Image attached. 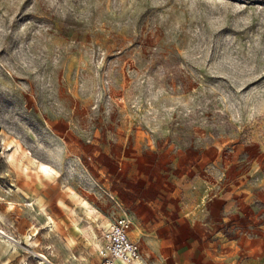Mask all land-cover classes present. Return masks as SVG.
Here are the masks:
<instances>
[{
    "label": "rangeland",
    "instance_id": "obj_1",
    "mask_svg": "<svg viewBox=\"0 0 264 264\" xmlns=\"http://www.w3.org/2000/svg\"><path fill=\"white\" fill-rule=\"evenodd\" d=\"M214 199L217 228L195 236L253 258L264 0H0V241L34 264H107L103 228L129 221L139 249L130 233L203 222Z\"/></svg>",
    "mask_w": 264,
    "mask_h": 264
},
{
    "label": "crops",
    "instance_id": "obj_2",
    "mask_svg": "<svg viewBox=\"0 0 264 264\" xmlns=\"http://www.w3.org/2000/svg\"><path fill=\"white\" fill-rule=\"evenodd\" d=\"M209 183L213 185L215 182L211 180ZM242 201L246 203L244 199ZM218 204V199L208 203L204 215L200 216L203 222L201 220L195 221V217L191 213H185L177 221L175 227H165L164 233L154 232V237H145L144 239L137 238L133 233H130L129 237L138 241L139 251L145 264H264V218L259 222L257 216H253V213L250 214V220L256 234L252 247L254 257L242 263L241 259L218 261L216 254L212 253V244L204 241L200 242L199 238L195 236V234L202 236L205 232L211 233L217 228L215 222L221 218L219 210H216ZM59 208L64 212L62 207ZM6 214H9L11 219L17 216V214L12 215L9 212ZM18 220L19 222H17ZM20 221V218H16L15 221L11 220V223L16 227L21 225ZM183 233H186V235L183 236ZM27 246L32 254L35 248L31 249L30 245ZM59 247L65 251V247H61V245ZM47 260L49 262L47 264H65L63 261L54 258H47ZM38 262L40 263V261ZM69 262L77 263L75 254H73V260ZM0 264H34V262L27 257H23V254L18 251V245L10 242L7 246L6 243L0 241Z\"/></svg>",
    "mask_w": 264,
    "mask_h": 264
},
{
    "label": "built area",
    "instance_id": "obj_3",
    "mask_svg": "<svg viewBox=\"0 0 264 264\" xmlns=\"http://www.w3.org/2000/svg\"><path fill=\"white\" fill-rule=\"evenodd\" d=\"M129 225V221L121 219L102 229V235L111 239L110 246L103 252L109 253V259L120 260L125 264H145L138 247L126 236ZM11 240L15 242L14 239ZM109 259H106L107 264H111Z\"/></svg>",
    "mask_w": 264,
    "mask_h": 264
},
{
    "label": "bare ground",
    "instance_id": "obj_4",
    "mask_svg": "<svg viewBox=\"0 0 264 264\" xmlns=\"http://www.w3.org/2000/svg\"><path fill=\"white\" fill-rule=\"evenodd\" d=\"M19 152H20V149L18 148L16 151H15V153H14V155L12 156V159L17 155V154H19ZM25 152V151H24ZM21 156H24L23 154L21 155ZM25 159H27V158H25ZM24 160V159H23ZM13 161V160H12ZM16 163V162H15ZM28 171V170H27ZM46 178H50L51 176H52V174H54V171H53V169L51 170V169H49V170H47V172H46ZM73 194H75L74 192H73ZM32 200V199H31ZM34 203V202H33ZM36 206V205H35ZM41 213L45 216V217H47V219L50 221V222H53V220H52V218L48 215V213H47V211L45 210V208L44 207H42L41 208ZM0 236H1V239H10L9 238V236L5 233V232H3L2 230H0ZM2 241V240H1ZM2 242H4V243H6V245L8 246L9 245V242L7 241V240H3ZM38 257L39 258H41L43 261V263H41V264H47V263H49L48 262V260H47V258L44 256V255H42V254H38ZM117 264H119V263H121V261L120 260H116L115 261Z\"/></svg>",
    "mask_w": 264,
    "mask_h": 264
}]
</instances>
